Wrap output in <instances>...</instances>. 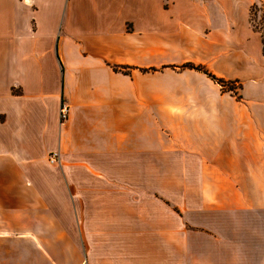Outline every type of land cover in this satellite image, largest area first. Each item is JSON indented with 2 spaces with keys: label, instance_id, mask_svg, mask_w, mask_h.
<instances>
[{
  "label": "crops",
  "instance_id": "obj_1",
  "mask_svg": "<svg viewBox=\"0 0 264 264\" xmlns=\"http://www.w3.org/2000/svg\"><path fill=\"white\" fill-rule=\"evenodd\" d=\"M237 13L0 0V264H264L262 101L183 66L252 71Z\"/></svg>",
  "mask_w": 264,
  "mask_h": 264
},
{
  "label": "rangeland",
  "instance_id": "obj_2",
  "mask_svg": "<svg viewBox=\"0 0 264 264\" xmlns=\"http://www.w3.org/2000/svg\"><path fill=\"white\" fill-rule=\"evenodd\" d=\"M235 1H237L238 10H242L243 13L242 19L239 17L240 13H237L239 21L235 27V33L243 36L247 29L253 32V35L248 37L246 43L243 44L247 58L252 57L253 59V70L216 71V75L226 82L215 83V85L221 94L234 99L239 98L241 102L245 100L262 101L258 110L264 111V0ZM243 41L244 39L241 43ZM235 79L238 82L234 84L228 82ZM232 87L234 89L230 90Z\"/></svg>",
  "mask_w": 264,
  "mask_h": 264
},
{
  "label": "trees",
  "instance_id": "obj_3",
  "mask_svg": "<svg viewBox=\"0 0 264 264\" xmlns=\"http://www.w3.org/2000/svg\"><path fill=\"white\" fill-rule=\"evenodd\" d=\"M183 66L184 67L193 68V69H196V70H199V71L205 73L211 80H213L216 83H220V82L224 83V82H226L222 78H218V77L214 76L213 74H211L210 72H208L203 66H195V65H193L191 63L184 64ZM228 82L231 83V84H234V83H236L238 81L237 80H230ZM232 89H234V88L232 87L230 90H232Z\"/></svg>",
  "mask_w": 264,
  "mask_h": 264
},
{
  "label": "built area",
  "instance_id": "obj_4",
  "mask_svg": "<svg viewBox=\"0 0 264 264\" xmlns=\"http://www.w3.org/2000/svg\"><path fill=\"white\" fill-rule=\"evenodd\" d=\"M67 117V110H66V107L65 106H61L60 110H59V118H60V121H63L65 120ZM48 161L53 163H59V154L57 151L55 152H51L48 156Z\"/></svg>",
  "mask_w": 264,
  "mask_h": 264
}]
</instances>
